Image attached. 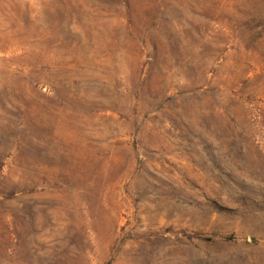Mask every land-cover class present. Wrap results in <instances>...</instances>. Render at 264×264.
Segmentation results:
<instances>
[{
    "label": "rangeland",
    "instance_id": "obj_1",
    "mask_svg": "<svg viewBox=\"0 0 264 264\" xmlns=\"http://www.w3.org/2000/svg\"><path fill=\"white\" fill-rule=\"evenodd\" d=\"M0 264H264V0H0Z\"/></svg>",
    "mask_w": 264,
    "mask_h": 264
}]
</instances>
